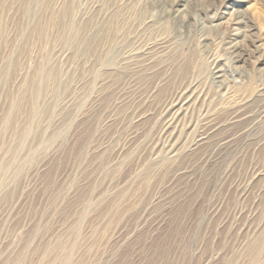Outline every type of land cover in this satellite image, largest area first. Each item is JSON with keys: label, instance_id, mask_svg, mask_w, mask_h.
<instances>
[{"label": "rangeland", "instance_id": "1", "mask_svg": "<svg viewBox=\"0 0 264 264\" xmlns=\"http://www.w3.org/2000/svg\"><path fill=\"white\" fill-rule=\"evenodd\" d=\"M0 264H264V0H0Z\"/></svg>", "mask_w": 264, "mask_h": 264}, {"label": "bare ground", "instance_id": "2", "mask_svg": "<svg viewBox=\"0 0 264 264\" xmlns=\"http://www.w3.org/2000/svg\"><path fill=\"white\" fill-rule=\"evenodd\" d=\"M117 18L115 17L114 19H111L110 21H108V23L106 24V26L104 27V31L107 33V34H109V33H114V31H116V29H117V26H116V24H117ZM57 24V22L55 21L54 22V25H56ZM74 29V31H75V37H77V35H78V27L76 28V27H74L73 28ZM96 30V29H95ZM75 37L72 39V41H71V43H77L78 41H77V38L75 39ZM94 39H93V43L95 42H97L96 41V38H97V34H94V37H93ZM109 38V36L107 35L106 36V39H108ZM85 40V39H84ZM84 40H82V43L84 42ZM111 42V41H110ZM100 45L101 44H97L96 46L97 47H100ZM108 48V47H107ZM109 49V48H108ZM107 56H109V54L107 55ZM106 63H107V65H109V64H111L112 63V60H110L109 58L108 59H106V61H105ZM57 73L55 72V73H53V72H51L50 74H49V80H52L53 82L55 81V79L57 78ZM217 78H219V76L217 77ZM57 81V80H56ZM43 92L44 91H42V89L41 88H37L36 90H35V94H37L38 96H40V95H42L43 94ZM13 112H14V107L13 108H11V110H10V113H9V115H8V119H7V122L9 121V118H10V116L13 114ZM255 252H259V253H261V249H260V247H258L257 249H256V251Z\"/></svg>", "mask_w": 264, "mask_h": 264}]
</instances>
